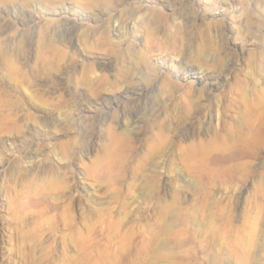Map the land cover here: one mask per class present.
<instances>
[{
    "label": "rangeland",
    "instance_id": "rangeland-1",
    "mask_svg": "<svg viewBox=\"0 0 264 264\" xmlns=\"http://www.w3.org/2000/svg\"><path fill=\"white\" fill-rule=\"evenodd\" d=\"M0 264H264V0H0Z\"/></svg>",
    "mask_w": 264,
    "mask_h": 264
},
{
    "label": "bare ground",
    "instance_id": "bare-ground-1",
    "mask_svg": "<svg viewBox=\"0 0 264 264\" xmlns=\"http://www.w3.org/2000/svg\"><path fill=\"white\" fill-rule=\"evenodd\" d=\"M59 33H60V32H58V35H59ZM54 34H56V33H54ZM60 36H61V38H62V35H60ZM60 36H59V37H60ZM61 38H60V40H59V43H61V44H63V45H67V46H69V44L71 43V42L68 40L69 38L67 37V38H68V39H67L65 36H63L62 39H61ZM71 45H72V44H71ZM60 202H61V201H60ZM58 203H59V202H58ZM120 215H121V214H120Z\"/></svg>",
    "mask_w": 264,
    "mask_h": 264
}]
</instances>
